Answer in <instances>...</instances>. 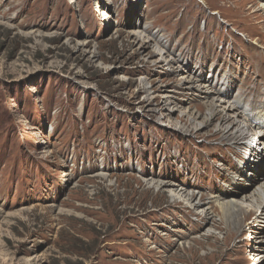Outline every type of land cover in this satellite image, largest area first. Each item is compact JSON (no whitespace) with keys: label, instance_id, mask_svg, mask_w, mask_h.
Returning <instances> with one entry per match:
<instances>
[{"label":"rangeland","instance_id":"1","mask_svg":"<svg viewBox=\"0 0 264 264\" xmlns=\"http://www.w3.org/2000/svg\"><path fill=\"white\" fill-rule=\"evenodd\" d=\"M151 32L229 99L264 102V0H0V264L260 261L261 212L227 229L156 187L209 203L264 160L199 126L210 97Z\"/></svg>","mask_w":264,"mask_h":264},{"label":"bare ground","instance_id":"2","mask_svg":"<svg viewBox=\"0 0 264 264\" xmlns=\"http://www.w3.org/2000/svg\"><path fill=\"white\" fill-rule=\"evenodd\" d=\"M257 9L259 10L258 7ZM146 31H148V29H146ZM146 31H142L140 34L144 35ZM141 35L139 37H142ZM149 38L154 45L162 47L163 51L168 53V56L165 59H168L167 61H169V65L174 71L179 70L187 74L183 78V80L185 79L186 81L182 85L184 90H196L198 96L203 97V99L210 97V101L205 102L208 107L207 114H202L200 116L202 121L199 122V126L208 128L214 120L217 119V123H219L217 127L219 128L218 131L221 133L223 143L226 141L233 148L242 151L243 156L247 155L248 157L253 154V156L258 158V160L255 161H263L264 102L259 104L256 107V110L252 111V109L249 108L250 102L245 101L243 96L241 97L240 95H237L233 99H229V92L224 90V86L220 87L216 85V79H213L211 76L204 78L196 72L188 70L185 64L182 63V58L175 55L174 52L169 51V41L165 36L159 32H151L149 33ZM225 77L226 76L224 75L223 78ZM262 101H264V92ZM197 116H199V114H197ZM255 131H258V135H261L259 141L254 138L252 139V133H255ZM254 143H256L257 147L254 146ZM245 166L246 170H250L249 168L254 165L252 166V164L246 162ZM244 174L246 173L244 172ZM155 184L160 190H167L173 194L174 197L187 202L191 208L201 214L202 218L207 223L213 222L215 224L218 219L227 227V229L229 227L238 229L239 226L243 224V220L246 219L249 214L255 213L258 215L260 212L261 213L255 222L261 223L264 221V171L253 184L251 183L249 187H245L246 191L245 189L242 191V187L246 186V182L241 184L242 187L237 184V191L232 190V192L227 193L226 196H214L212 197L213 200L209 203H203L199 196L192 190L188 191L174 188L176 186L174 183L155 182ZM212 204L216 205L218 212L212 210ZM241 216L244 218L240 219ZM256 238H258L257 242L261 244L258 248L264 252V225L259 226ZM254 257L259 258L260 260L259 262H256V264H264V254L263 256L255 254Z\"/></svg>","mask_w":264,"mask_h":264}]
</instances>
